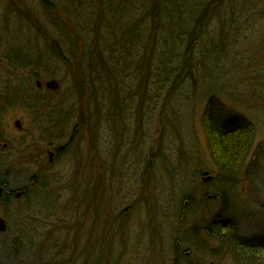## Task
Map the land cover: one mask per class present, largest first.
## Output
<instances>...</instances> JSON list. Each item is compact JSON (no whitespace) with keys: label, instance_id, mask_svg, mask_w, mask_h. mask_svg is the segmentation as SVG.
<instances>
[{"label":"rangeland","instance_id":"obj_1","mask_svg":"<svg viewBox=\"0 0 264 264\" xmlns=\"http://www.w3.org/2000/svg\"><path fill=\"white\" fill-rule=\"evenodd\" d=\"M26 1L27 6H30L28 8L36 12L34 18H37L42 23L44 8L38 4L37 0ZM4 3L5 0H0V36L4 38L2 40L1 37L0 41V85L12 73V66H17L11 65L9 67V58H14L18 64H23L20 60L25 58L26 53H30V60H28L32 64L37 53L44 50L42 40L37 37L35 32L27 28L26 23L23 21L19 22L13 15H8V13L4 12ZM67 9L63 8L64 12ZM64 12L62 11V14L66 17L67 13ZM49 19L51 18L49 17ZM251 26L252 28L250 29H253L254 23ZM41 29L54 30L49 24L43 23ZM158 34L160 33L158 32ZM145 37L150 41L154 38L152 34H148ZM262 37H264V30L259 33L253 32L250 43L246 45L249 50L240 48L238 52H241L239 56L241 59L238 60L239 62L234 61L231 65L236 66L240 61L245 63L256 62L254 61L255 56L251 52L260 48L264 50ZM241 39L246 40V38ZM38 61L44 66L49 63L46 57ZM51 66V64H48L46 67ZM92 66L94 70L88 71L87 67ZM225 68L228 69L227 66ZM53 69L55 72L61 73L59 68ZM81 70L88 83L94 86L93 93L98 97V103L100 104L102 102L101 98L105 100L104 95L100 91V81H104L106 78L103 67L92 65L88 60H82ZM238 70L239 68H237ZM23 73L25 74L26 72L23 71ZM33 73V75L40 74V76H43L41 68ZM212 74L218 77L213 81H209V83L204 78L201 79L194 90L184 85L175 95V100L172 102L166 99L168 85L166 86L167 88H160L159 85L155 88L150 85V87H147L146 98L149 101L140 108L142 113L139 116L137 115V110L139 109L133 108L134 103L138 99L136 90L138 82L133 79V81H130V87L128 85L127 93L123 94L129 99V106L121 103L120 109L115 112L116 114L112 115L111 121L105 117L108 112L106 109L102 110V121L98 124L96 122L99 119L95 115L88 117V119L80 115L71 117L70 161L65 159L62 162V158L54 165H45L44 172L48 176L45 174L46 176L39 180L37 187H31V181L29 180L31 175L36 174L42 168L38 164L37 156L35 155L32 158L30 155L32 151L27 149L25 143L22 144L24 149L22 150L24 151L22 155H19L17 148L10 149V153L16 154L14 155L15 160L24 163H12L10 160L9 165L1 166L0 172H8L11 175L10 183L12 186H27L29 191L24 199L21 198L11 204L9 209L10 219L13 220L16 217L26 219L27 215H29L39 220L42 215L50 212L44 211L43 214H40V210L46 206L56 205L59 206V209L51 210L54 214L53 219L67 221V224L69 223V213L65 206H70V209L73 208L77 211L78 207H80L79 210H82V207L91 205V209L86 214V227L88 229L86 233L88 236H94V231L96 236H98L100 227H106L108 224L107 219L116 210L123 213V219L119 221L120 225H122L118 236L119 244L113 245L116 242L111 243L110 245H113V249L112 247L110 248V245L106 246L105 253L107 255L102 259V264H173L171 260L176 256L180 258V264H233L230 261L206 258L203 255V251L206 250H199L192 245V242L191 244H186L187 246L180 244V250L174 253L171 249L172 241L170 240L168 243L169 238H164L168 233V228H159L162 231L161 236H156L155 234L149 239L144 232V228H149L155 224L153 219L152 221L148 220L146 211L159 209L162 208L161 206L165 207L168 204V210L172 208L179 210L181 208L180 197L185 196L184 194L187 193L194 200L192 207L195 211H192L191 221H198L199 224L197 226L202 228L203 222L210 220L218 208L205 209L204 207L207 205L202 207V204H205L202 200V193H205L217 196L216 198L212 196L211 199H207L208 202L215 201L211 202L210 205L212 207L219 204L216 199L220 198L221 194L225 196L229 206V212L226 213L227 218H232L236 221L240 233L264 236L262 230H260L264 229V89H259V84L264 78V65L260 61L253 64L252 67L249 66L247 72L243 70L242 74L244 76L237 79V86H239L237 89L232 85V82L227 83L228 80L225 81L221 74ZM20 75H22V71H16L13 74V78L17 80ZM228 76L229 73L223 77L226 78ZM96 77L101 80L99 81ZM59 81L61 82V80ZM251 82L255 88H248V84ZM226 84L228 86H225ZM67 85L69 84L62 85V87L64 88ZM32 86L34 87V82H32ZM224 87L232 91L235 89L234 95H228L226 91L218 93ZM34 88L33 92L36 91ZM204 89L208 90L209 93L217 94L218 102L224 108V111L231 114L234 118H237V116L246 118L256 128L253 146L247 158L249 163H247L248 165L242 172L244 179H241L237 187L226 186L222 191L217 188L215 193L214 191L209 192L207 189H210L212 185L217 186V179L210 181L208 184L202 183L200 180L202 173L216 177L218 172L217 167L210 158L200 124V116L208 99V94L203 98L199 97L200 93L205 91ZM41 91H43V88L39 92ZM30 96L34 97L31 94ZM252 96L256 100L257 106L255 107L249 106ZM183 98H187V102L183 101ZM104 105L106 106V100ZM82 107V112L89 113L96 106L83 104ZM171 109H176L177 112L173 117ZM66 113L64 105H57L52 108L48 106L43 112L45 118L43 124L46 125L48 120L57 121ZM139 118L142 120L139 121ZM15 119L21 121L23 127L21 133L13 126ZM0 121L1 124L6 125L5 127L8 128L10 141L18 140L17 138L19 137H21L19 140L26 141L30 139L33 141L38 136L36 135V130L32 131L35 123L30 114L17 107L3 113L0 116ZM73 127H77L76 130H73ZM47 129L50 128L48 127ZM34 142L36 143L35 140ZM27 146L34 147L33 151H36V148L41 150L40 145L28 144ZM150 152L154 156L157 155L158 158L152 170L149 169L150 172L148 173L146 166ZM178 176L182 177V179L184 178V185L178 180ZM180 183L182 187L178 188ZM204 188L205 191L203 192L201 189ZM125 212L128 214L127 217L124 215ZM245 212L247 214L255 213L256 216L259 212L260 214L252 222L246 223L245 216L247 214L243 215ZM2 216V208L0 207V217ZM72 217L70 214V221ZM37 220L30 219V221L34 222ZM110 220H113V223L108 225L114 228L112 224L118 221L115 216ZM169 221L173 225L177 224L173 216L169 217ZM124 226L130 227L131 238L126 240L125 243L126 248L129 250L123 249L121 242H124V240L120 241L125 236ZM10 227V234L0 235V240L6 239L7 245L10 244V249L6 255L8 257L17 255L18 248L20 253L23 254L24 252L21 248H26L23 244H12L11 237L15 230L12 226ZM194 228L191 223L181 227L185 232L183 237L192 239L191 236L195 233ZM85 235L83 237H86ZM203 238H205V235L200 233V239ZM147 244H149L152 253H156L155 256L150 255V251L146 250ZM216 248L217 244H209V249ZM9 251L13 255L8 254ZM185 251H187L186 255L184 254ZM97 252L94 256L91 255V259L94 262H96ZM145 254L147 257L143 258ZM21 256L20 254L19 257ZM47 262H50V260ZM0 264L5 263L2 261ZM9 264H13V262L9 260Z\"/></svg>","mask_w":264,"mask_h":264},{"label":"trees","instance_id":"obj_2","mask_svg":"<svg viewBox=\"0 0 264 264\" xmlns=\"http://www.w3.org/2000/svg\"><path fill=\"white\" fill-rule=\"evenodd\" d=\"M37 1L46 9L45 12H42L44 17L42 23L49 24L54 30L41 29L42 23L34 18L36 12L28 8L30 6H27L26 0H5L3 4L4 12L13 15L19 22L26 23L27 28L35 32L44 45L43 52L37 53L33 59L34 62L31 61L32 64L29 62L30 53H26L25 58L20 60L23 64L18 65L14 58L8 59L9 67L17 66H12V73L3 83L1 82L0 99H2L1 102L5 100V103L10 107L18 102L23 109L39 110L41 108L39 98H32L29 95L30 93L37 96L33 93V79L59 78L62 90L57 93L61 96L51 98V108L57 105L70 108V118L80 115L88 119L95 115L99 119L96 122L98 124L102 121V110H108L105 117L111 121L112 115L118 112L121 103L129 106V99L123 94L127 93L131 85L130 81L133 79L138 82L136 90L139 103H134L133 108L139 109L137 110L139 116L142 113L140 108L149 101L146 98L147 87L150 85L155 88L158 85L160 88L168 87L166 99L172 102L184 85L194 90L198 81L203 78L208 83L215 80L218 76L212 73L221 74L222 76H219L225 81L228 80L227 83L232 82V85L237 89L239 87L237 79L244 76L243 70L247 72L249 66L252 67L253 64L260 61L264 65V50L262 48L251 52L255 56L254 61L256 62L240 61L236 66L231 65L234 61L239 62L241 52L239 53L238 50L247 48L246 45L250 43L253 32L259 33L264 30V0ZM63 8L68 9L64 12ZM61 10L67 13L66 17ZM253 23L254 27L250 29ZM148 34L154 36L153 40L146 39L145 36ZM1 37L2 40L4 39L3 36H0V41ZM241 38H246V40ZM261 39L264 42V37ZM45 57L50 62L49 64L52 63L51 67H46L47 65L44 66L38 61ZM82 60H88L92 65L103 67L106 74L105 80L96 78L101 80L100 91L104 95L106 106L104 105L105 100L102 98V102L98 103V97L93 93L94 86L88 83L84 77L81 70ZM52 67L59 68L61 73L55 72ZM39 68H41L43 76L33 75V72ZM237 68H239L238 71ZM87 70L93 71L94 67H87ZM16 71H22V75L17 80L13 78ZM23 71L26 73L24 74ZM228 73V77H223ZM64 83L69 85L63 88L62 85H66ZM248 88H255L252 82L248 84ZM259 89H264V78L259 84ZM204 90L199 97L203 98L208 94V99L200 116V124L210 158L218 169L216 173L218 186L212 185L207 191L215 193L217 187L222 191L226 186L237 185L241 182L240 178L244 179L238 170H244L249 163L246 159L252 149L256 128L246 118L240 116L234 118L224 111L218 102L217 94ZM234 90L224 87L218 93L226 91L228 95H231ZM183 99L187 102V98ZM83 104L96 107L93 108V111L84 113L82 112ZM249 106H257L253 96ZM74 112L76 113L73 114ZM171 114L172 117L176 115V109H171ZM64 119L66 118L64 117ZM141 120L139 118V121ZM76 128L74 127L73 130ZM2 157L0 156V158ZM157 158V155L154 156L150 152L146 166L148 173L149 169L152 170ZM238 174L240 178L237 176ZM3 177L4 180L7 179L6 175ZM178 180L183 184L184 178L178 176ZM181 183L178 188L182 187ZM220 184L225 186L220 187ZM201 190L205 191V189ZM188 194L180 197L181 208L179 210L175 208L168 210V204L159 209L146 211L148 220L152 221L153 219L155 223L149 228H144L148 239L155 234L161 236L162 231L159 228H168V233L164 238H169L171 243L180 242L186 245L192 242V245L202 251L208 250L210 243H215L221 253L226 252L231 256L233 264H264V236H252L249 239L241 235L242 232L240 233L236 221L227 218L226 213L229 212V206L224 195L221 194L220 198L216 199L219 204L212 207L210 204L213 201L208 202L207 194L202 193V200L205 202L202 207L207 205L204 207L205 209L218 208L210 220L203 222L201 228L197 226L198 221H191L192 211L195 209L192 207L194 200ZM212 196L217 197L215 194ZM0 206H2V215L8 225L10 224L15 230L11 237L12 244H23L26 247L22 249L23 254L27 256L37 255L39 246L34 244V241H30L28 244L22 240L25 236L24 228L27 227L23 218L16 217L13 219L14 221L11 220L9 211L4 209L6 204L1 202ZM124 215L127 217L128 214L125 212ZM122 216L123 213H119L117 220L123 219ZM170 216H173L177 224L173 225L169 221ZM252 216L253 214L248 213L245 220L249 221L258 217ZM181 217L185 221L184 225L191 223L195 227L192 239L183 237L185 232L181 229L183 226ZM10 226H8L6 234L11 233ZM115 226L122 228L120 223ZM73 231L70 230V236ZM75 232L82 235L79 230H75ZM76 233L74 234L77 235ZM200 233H203L205 238L200 239ZM125 239L130 238L126 237ZM5 240H0V263L4 261L5 264H9V259L12 258L13 264H20L19 255L22 254L20 249L18 248L17 255L8 258L6 255L10 244L7 245ZM113 242H116L113 245L119 244L117 238L112 239L108 235L105 236L106 245L109 246ZM125 243L126 240L121 242L122 248L129 250ZM113 245H110V248L113 249ZM79 246L74 245L73 247L78 248ZM71 247L72 245H70L72 255L75 251ZM146 250L150 251V255H156L150 250L149 244H147ZM177 250L178 246L173 244L174 253ZM8 254L13 255L11 251ZM210 254L214 255L215 253L210 251ZM144 257H147L146 254L143 255ZM211 257L216 260V256ZM72 260L70 259V263ZM179 260L176 256L172 261L174 264H178Z\"/></svg>","mask_w":264,"mask_h":264},{"label":"flooded vegetation","instance_id":"obj_3","mask_svg":"<svg viewBox=\"0 0 264 264\" xmlns=\"http://www.w3.org/2000/svg\"><path fill=\"white\" fill-rule=\"evenodd\" d=\"M51 125V126H43V125H34L33 130H38V136L35 139L36 143L31 140H14V142L18 145V153L22 155L24 151L22 144L25 143L28 150H31L30 155L32 158L37 156L38 164L42 167L40 171L30 177L31 184L35 183L37 177L43 179L46 172H44V166L54 165L58 163L62 158L63 160L67 159L70 161V122H67L66 125H62V123ZM0 128V152H2L3 157H9V131L6 128V125L1 124ZM50 129H47V128ZM21 133V128L17 130ZM51 134V136H49ZM28 144L40 145L41 150L33 151L34 147H28ZM20 148V150H19ZM8 154V155H7ZM36 160V161H37ZM1 186H4L2 191V195L0 197V204H9L12 202L13 198H16V193H19L18 189L10 188L8 180H1ZM22 193L21 197H25V191L21 190ZM68 209L69 213V223L66 222H58V220H54V214L52 216V220H41L37 221L35 224L31 226H27L26 229L24 228L25 236L22 240H25L27 243L30 241H34V244L39 246V251L36 255L37 264H70V259H73V262H80L85 263L91 260V255H95L97 252L96 262L94 264H101V256L103 251L105 250V236L109 231L111 233V238H117L119 236L120 228L117 226L112 227H105L101 226L99 230V235L96 236L95 232L94 236H88L86 232L88 229L86 224L83 223L79 229L82 234H86V237L82 236H70V206H65ZM44 208H48L47 206ZM65 208V209H66ZM124 234L125 238L128 237V230L124 227ZM7 233V232H6ZM75 232V229L73 231ZM84 238V239H83ZM29 244V243H28ZM70 245L72 247L74 245H83L84 253H70ZM71 247V248H72ZM73 251H77L75 247H73ZM77 254L86 255L85 257L79 256ZM186 255V253H184ZM50 260V262H47Z\"/></svg>","mask_w":264,"mask_h":264},{"label":"water","instance_id":"obj_4","mask_svg":"<svg viewBox=\"0 0 264 264\" xmlns=\"http://www.w3.org/2000/svg\"><path fill=\"white\" fill-rule=\"evenodd\" d=\"M37 86H40V83L37 82ZM46 86L49 88V89H55L57 87V82L56 81H49L46 83ZM17 126L19 125V122H16L15 123ZM210 179V177H206L204 178L203 180L205 181H208ZM2 191H3V188L0 187V196L2 195ZM22 195V193H17L16 194V197H20ZM6 230V222L4 219H1L0 218V232H4Z\"/></svg>","mask_w":264,"mask_h":264},{"label":"bare ground","instance_id":"obj_5","mask_svg":"<svg viewBox=\"0 0 264 264\" xmlns=\"http://www.w3.org/2000/svg\"><path fill=\"white\" fill-rule=\"evenodd\" d=\"M26 80H29V79H26ZM238 170V169H237ZM238 172H244V170L243 169H241V170H238ZM231 259V256L228 254V253H226V252H223V260L224 261H229Z\"/></svg>","mask_w":264,"mask_h":264}]
</instances>
